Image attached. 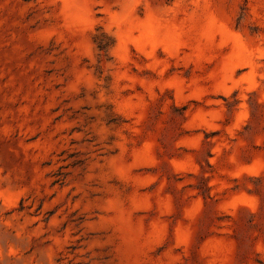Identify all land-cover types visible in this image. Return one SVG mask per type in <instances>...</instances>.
I'll return each mask as SVG.
<instances>
[{
    "label": "rangeland",
    "instance_id": "1",
    "mask_svg": "<svg viewBox=\"0 0 264 264\" xmlns=\"http://www.w3.org/2000/svg\"><path fill=\"white\" fill-rule=\"evenodd\" d=\"M0 264H264V0H0Z\"/></svg>",
    "mask_w": 264,
    "mask_h": 264
}]
</instances>
